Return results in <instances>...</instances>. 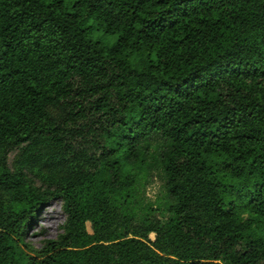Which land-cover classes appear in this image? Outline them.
Masks as SVG:
<instances>
[{"label":"trees","instance_id":"trees-1","mask_svg":"<svg viewBox=\"0 0 264 264\" xmlns=\"http://www.w3.org/2000/svg\"><path fill=\"white\" fill-rule=\"evenodd\" d=\"M0 264H264V0H0Z\"/></svg>","mask_w":264,"mask_h":264},{"label":"rangeland","instance_id":"rangeland-1","mask_svg":"<svg viewBox=\"0 0 264 264\" xmlns=\"http://www.w3.org/2000/svg\"><path fill=\"white\" fill-rule=\"evenodd\" d=\"M158 145L160 142L157 139L149 143V151L154 158H157ZM164 182L161 163L156 160L152 163L148 177L138 186L139 221L146 215V210L149 208H162L168 203L169 197L164 188ZM38 216V221L33 223L26 233V241L35 249L42 246L43 240L56 238L66 220L61 201H54L45 206Z\"/></svg>","mask_w":264,"mask_h":264}]
</instances>
